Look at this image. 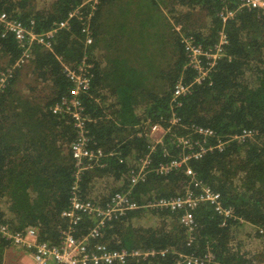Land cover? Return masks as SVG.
Instances as JSON below:
<instances>
[{
  "label": "trees",
  "instance_id": "obj_1",
  "mask_svg": "<svg viewBox=\"0 0 264 264\" xmlns=\"http://www.w3.org/2000/svg\"><path fill=\"white\" fill-rule=\"evenodd\" d=\"M114 1L99 0L92 10L91 0H52L40 6L34 0H0V8L13 19L26 25L33 21L36 33L69 19L68 27L50 38V48L33 43L29 57L0 87V220L14 230L32 227L35 243L58 245L67 231L91 240L94 215L75 211V222L63 215L73 195L104 206L114 193L130 190L143 205L193 188L185 174L191 168L195 179L220 194L221 207L232 208L233 217L225 220L211 203H200L193 210L194 239L187 245L178 221L182 210L141 206L109 220L102 238L92 242L111 249L167 250L165 258H131L128 264H175L176 252L200 255L207 246L217 264H264L263 253L249 256L235 240L243 224L264 239V8L238 9L223 22L220 13L236 8V0H149L165 15L159 26L148 14L135 12L133 24L124 18L119 31H113L103 14ZM75 10L79 14L69 18ZM193 11L207 18L199 27L193 25ZM87 24L93 43L85 46L82 29ZM221 34L228 43L210 69L204 67V76L189 64L184 40L207 50ZM97 46L109 49L107 54L96 56ZM125 46L136 50L119 51ZM20 54L14 35L1 36L0 30V55L7 60L0 70L12 67ZM84 59L91 65L89 86L77 99L88 148L106 154L98 161L73 158L76 119L52 111L72 97L64 65L77 69ZM177 84L186 87L183 94L175 93ZM152 125L166 130L160 142L148 138ZM244 130L250 136L238 139ZM181 139L188 142L180 144ZM146 154L150 170L131 185L130 170H137ZM183 158L166 174L156 172L160 163ZM100 180L110 183L106 192L97 187ZM144 214L156 215L158 222L141 224ZM9 244L0 234V264Z\"/></svg>",
  "mask_w": 264,
  "mask_h": 264
},
{
  "label": "built area",
  "instance_id": "obj_2",
  "mask_svg": "<svg viewBox=\"0 0 264 264\" xmlns=\"http://www.w3.org/2000/svg\"><path fill=\"white\" fill-rule=\"evenodd\" d=\"M92 4H89L92 10L96 9V5L99 0H91ZM237 7L230 8L220 13L222 21L226 22L231 18L238 9L242 8H264V0H236ZM227 8V7H226ZM229 8V7H228ZM79 14V10H75L69 13V18ZM92 16V13H91ZM69 19L58 22L55 24L52 30L43 33H36L32 28L33 21L30 25L24 24L22 21L13 19L6 10L0 8V30L1 36H5L7 33L14 35L18 48L21 50V54L15 64L12 67L6 68L5 71H0V87H3L6 77L9 76L15 66H19L30 55L31 45L33 43L41 44L46 48H50V38L53 36L57 29L67 28ZM82 33L85 37V46L92 43L93 38L89 25L82 29ZM183 41V40H182ZM185 50L189 57V64L196 68L199 72L205 76L206 72L203 71L205 66L210 67L214 64V59L219 56L223 46L228 43L227 36L221 34L217 42L213 47L205 50L201 45H194L192 41L185 39ZM213 52V53H211ZM208 59H211L208 61ZM91 65L88 64L87 59H84L77 69H73L68 65H64V71L66 76L70 79L73 87L70 90L71 98H64L60 103L53 106L52 111L54 113L65 112L71 114L76 119V127L78 128L77 138L72 144L71 153L73 158L81 160L82 158H88L98 161L99 158L106 155L101 149L94 151L88 148L87 136L85 134L83 119L81 118V110L83 108L80 105L77 94L80 90L86 89L89 86V69ZM200 77L198 80H201ZM186 87L177 84L175 88L176 94H183ZM156 131L166 132L161 130L160 126L152 125L147 131L148 138L152 133ZM164 135V134H163ZM246 136H250V131L244 130L238 139H243ZM163 137V136H162ZM150 139V138H149ZM162 138L156 140L160 142ZM151 142V141H150ZM188 141L180 140V144H186ZM186 146H183V148ZM109 155V154H108ZM185 161L183 158L181 161L172 159L166 164L160 163L156 168L157 173H167L171 168L178 165L180 162ZM150 157L146 154L144 157L139 158V168L137 170H130L131 185H134L140 180H144L147 172L150 170ZM185 174L193 181V188H188L184 193L170 196L161 197L156 200L147 201L143 205H139L135 202L130 194V190L125 192L114 193L104 206H100L89 200L82 201L75 194L71 198V209L67 212H63L65 217L70 218L71 222H75V211L90 212V214L96 217V225L90 230L89 240L88 236L83 238H75L67 231L62 236V239L58 245H49L45 242L35 243V232L32 227L24 230H14L10 225L0 220V234L3 238L8 240L12 245L16 247H22L29 250L31 247H36L35 252L31 253L32 264H128L131 258L146 259L149 256H157L158 258H165L167 250H143L132 249L127 250L125 248L111 249L104 242H92L93 239L102 238V229L106 227V224L112 218L118 217L126 213L129 210H135L141 206L151 208H168L171 211L182 210L178 217L180 225L185 229L187 234V245H189L194 239V233L196 230V223L194 220L193 210L202 202L211 203L214 209L218 213L225 217H233L234 213L232 208H222L220 205V194L212 191L208 186L201 184L200 181L194 178V172L191 168H186ZM175 264H217L214 253L207 246L206 251L203 254L197 255L195 253H181L176 252L174 256ZM158 264V263H153Z\"/></svg>",
  "mask_w": 264,
  "mask_h": 264
},
{
  "label": "rangeland",
  "instance_id": "obj_3",
  "mask_svg": "<svg viewBox=\"0 0 264 264\" xmlns=\"http://www.w3.org/2000/svg\"><path fill=\"white\" fill-rule=\"evenodd\" d=\"M52 0H34V3L36 6H40L41 4H48L49 2H51ZM150 3H152L149 0H122L121 3L118 2H113V4L110 7H106L104 9V14L103 17L107 18L112 26L111 30H115L117 29V31H119V22L127 19L129 20V22L131 24L134 23L133 18H135V10L136 13L139 12L141 15H149V19L152 22L157 23V25L159 26L161 20L165 19V15H163L162 13H159L158 11H156L155 9H153L152 5H150ZM161 8L163 9V12L165 14L166 11L165 9L161 6ZM192 15V21H195L193 23V25H196L197 27H199V24H203L204 23V13H201L199 11H193L191 12ZM167 16L169 17V15L167 14ZM125 18V19H124ZM170 18V17H169ZM207 19V18H206ZM170 20H172L170 18ZM107 27V25H105ZM177 27L178 25L174 24V30L177 31ZM182 30V29H181ZM155 31V29H153V32ZM93 43V41H92ZM91 43V44H92ZM102 44V43H101ZM104 45V44H103ZM100 45V46H103ZM100 46L96 47L95 53L96 56H100L102 54H107L106 52L109 49H101ZM125 48H127V50H132L135 51L136 47H121L119 48V51L124 50ZM152 49V48H151ZM164 53H168V50H163ZM163 57H161L162 59ZM6 58L0 55V69L3 67L7 66L6 63ZM165 66L166 63H165ZM26 70V69H25ZM1 71V70H0ZM21 81H25L24 77H21ZM24 86H26V84H23ZM163 130V129H161ZM164 132L162 131H156L154 133L151 134L150 141L152 143H154L156 140L162 138ZM106 184L110 183H106L105 180H100L97 184V187L100 189V192H106L107 191V187ZM105 188V189H104ZM145 217L141 218V224H145V225H155L158 222V219L156 218V215H149V214H144ZM137 218H136V221ZM134 223V221H133ZM235 240L236 242H239L242 244L241 246V250H243L245 252V254L252 256L253 254H264V239L257 237L255 234V228L250 226V225H245L243 224L242 226L237 228V232H236V236H235ZM18 253L16 251H14L13 248H7V251L4 255V259H5V263L4 264H32L31 261L28 259V255L26 254V258L25 256H23V258L21 257L19 260V256H17ZM255 256H259V255H255Z\"/></svg>",
  "mask_w": 264,
  "mask_h": 264
},
{
  "label": "crops",
  "instance_id": "obj_4",
  "mask_svg": "<svg viewBox=\"0 0 264 264\" xmlns=\"http://www.w3.org/2000/svg\"><path fill=\"white\" fill-rule=\"evenodd\" d=\"M114 2L121 3L122 0H115ZM135 12H136V10H135ZM8 247H9V248H13L14 251H16V252L18 253L17 256H19V260H20L21 257L23 258V256H25V258H26V254H27V255H28V259H29V260L31 261V263H32V260H31V253H29L28 250H26V249H24V248H22V247H16V246L12 245L11 243L9 244ZM8 247H7V248H8ZM7 248H6V250L4 251V255H5L6 251H7ZM22 255H23V256H22ZM23 259H24V258H23ZM4 263H5V259H4Z\"/></svg>",
  "mask_w": 264,
  "mask_h": 264
}]
</instances>
